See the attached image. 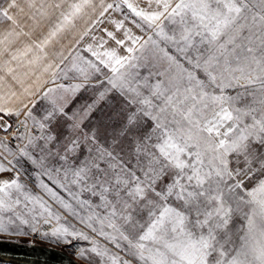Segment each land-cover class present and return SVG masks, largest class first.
<instances>
[{"label":"snow or ice","instance_id":"snow-or-ice-1","mask_svg":"<svg viewBox=\"0 0 264 264\" xmlns=\"http://www.w3.org/2000/svg\"><path fill=\"white\" fill-rule=\"evenodd\" d=\"M0 25V233L42 221L101 264H264V0H0ZM113 91L105 144L86 122Z\"/></svg>","mask_w":264,"mask_h":264},{"label":"rangeland","instance_id":"rangeland-1","mask_svg":"<svg viewBox=\"0 0 264 264\" xmlns=\"http://www.w3.org/2000/svg\"><path fill=\"white\" fill-rule=\"evenodd\" d=\"M1 26L4 27V25H0V27ZM111 47H115V44H113ZM120 51L121 54H124L123 49H121ZM104 74L105 75L109 74L107 69L104 70ZM143 74H146V70L142 71V75ZM96 79L103 80L104 76L98 75ZM92 83H95V80ZM106 87H108L107 84L103 85V87H97V88L89 87L88 90H82L80 93L77 94V96L74 99H72L68 110L71 112L73 109L77 108L78 106L84 105L86 103H91L94 99H96L97 94ZM125 105H126V101L122 96H120L118 92L113 91L109 93L107 97L99 103L96 110L93 112L90 120L86 122V127L89 130L95 128L98 131V135L101 142L108 144L116 136V134L118 133V131L120 130V128L124 123V118L126 116ZM40 106L41 105H38L37 107L39 108ZM13 120L16 121V118L13 117ZM0 135H3V133H0ZM123 143L126 145L127 141L125 140L123 141ZM20 168H21L20 176H22L23 179H25L28 182L30 187L35 192H37L39 195L43 196L44 199L47 200L48 197L45 196L41 188L37 186L38 180L36 176L33 175L35 169L26 161L21 162ZM49 203H52V201L49 200ZM53 208L60 211L61 214L64 217H66V221L68 224H74L78 229L87 232L90 236H93L96 239H98L101 244L107 245V247L110 248L113 252L118 251L117 249H115V247L112 244H109L103 238L96 236V234L92 233L90 229L85 228L73 216H70L58 205L53 203ZM18 223L19 222L17 221V224ZM21 227L23 228V231L27 233L26 235L4 233L6 237L3 238L20 241V242L54 247L56 249L62 250L70 254L81 264H101V258L97 257L95 254L91 252L86 253L88 259H82L77 256L78 249L80 248L88 249L91 247L89 241L74 239L71 241V243H64L62 241L56 240L55 238H52L51 236L42 237L40 235V232L48 231L50 228L49 225H44L42 221L39 225V231L36 234L31 233V230L27 225ZM16 231L17 229L15 228L12 229L13 233ZM120 255L124 256L125 254L124 252H120ZM125 258L130 259V257H125ZM105 264H107L106 258H105Z\"/></svg>","mask_w":264,"mask_h":264},{"label":"water","instance_id":"water-1","mask_svg":"<svg viewBox=\"0 0 264 264\" xmlns=\"http://www.w3.org/2000/svg\"><path fill=\"white\" fill-rule=\"evenodd\" d=\"M0 259L20 264H81L70 254L47 245L0 238Z\"/></svg>","mask_w":264,"mask_h":264},{"label":"crops","instance_id":"crops-1","mask_svg":"<svg viewBox=\"0 0 264 264\" xmlns=\"http://www.w3.org/2000/svg\"><path fill=\"white\" fill-rule=\"evenodd\" d=\"M113 16H116V18H120L119 15L118 14H115V13H113ZM93 18H95V17H93ZM102 19H103V23H100L98 25H93L92 26V30H91V33H90L89 37H86L85 40L83 41V43L92 42L91 41V35H96V36L104 37L105 39H107L106 34L102 30L106 28L109 31H113L114 30V26L109 22V18L108 17H105V18H102ZM129 26H131V25H129ZM83 27H84V22L81 21L78 24V28L83 29ZM0 28H2V26ZM133 30L136 32L137 35H144L145 38H146L145 33H141L138 29H133ZM118 35H120L121 38H122V35L121 34H118ZM67 43H68V39L63 40L61 42V44L56 45V49L59 50V48L61 47L62 44L63 45H66ZM83 43H82L81 47L83 46ZM113 44H114V42H111L110 41L108 46L111 47ZM9 122L10 123H13L14 122L13 117L11 118V120ZM13 175H14V173H5V174H2V178H9L10 179ZM20 181L22 183H24L28 188H30L31 191L33 192V194H38L37 192H35L30 187V185L28 184V182L25 179H23L22 176H20ZM21 211L23 212V210H21ZM27 218L30 219V217H27ZM3 237H6V235L4 233H0V238H3Z\"/></svg>","mask_w":264,"mask_h":264},{"label":"trees","instance_id":"trees-1","mask_svg":"<svg viewBox=\"0 0 264 264\" xmlns=\"http://www.w3.org/2000/svg\"><path fill=\"white\" fill-rule=\"evenodd\" d=\"M0 264H20V263L13 262V261H5V260L0 259Z\"/></svg>","mask_w":264,"mask_h":264},{"label":"built area","instance_id":"built-area-1","mask_svg":"<svg viewBox=\"0 0 264 264\" xmlns=\"http://www.w3.org/2000/svg\"><path fill=\"white\" fill-rule=\"evenodd\" d=\"M12 125H13V128H15V126H16V121H14V122L12 123Z\"/></svg>","mask_w":264,"mask_h":264}]
</instances>
